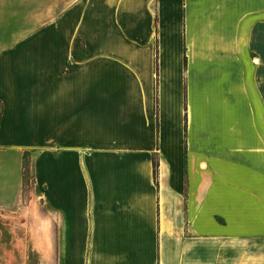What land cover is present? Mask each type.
I'll use <instances>...</instances> for the list:
<instances>
[{"label": "crops", "instance_id": "obj_1", "mask_svg": "<svg viewBox=\"0 0 264 264\" xmlns=\"http://www.w3.org/2000/svg\"><path fill=\"white\" fill-rule=\"evenodd\" d=\"M28 152L0 264H264V0H0V212Z\"/></svg>", "mask_w": 264, "mask_h": 264}, {"label": "rangeland", "instance_id": "obj_2", "mask_svg": "<svg viewBox=\"0 0 264 264\" xmlns=\"http://www.w3.org/2000/svg\"><path fill=\"white\" fill-rule=\"evenodd\" d=\"M26 157L27 165L19 209L14 212H0V230L8 236H32L34 234L40 236V233L44 230L43 223H38L44 214L43 204L41 199L33 194L35 178L32 153L28 152Z\"/></svg>", "mask_w": 264, "mask_h": 264}, {"label": "trees", "instance_id": "obj_3", "mask_svg": "<svg viewBox=\"0 0 264 264\" xmlns=\"http://www.w3.org/2000/svg\"><path fill=\"white\" fill-rule=\"evenodd\" d=\"M27 153H24L23 155V178L25 176V169H26V165H27ZM157 166H158V162L154 159L153 160V172H154V177L156 179L157 177Z\"/></svg>", "mask_w": 264, "mask_h": 264}]
</instances>
